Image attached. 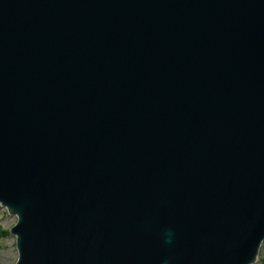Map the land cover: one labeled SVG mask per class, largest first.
I'll return each instance as SVG.
<instances>
[{
  "label": "water",
  "instance_id": "1",
  "mask_svg": "<svg viewBox=\"0 0 264 264\" xmlns=\"http://www.w3.org/2000/svg\"><path fill=\"white\" fill-rule=\"evenodd\" d=\"M0 204L15 264H253L264 0H0Z\"/></svg>",
  "mask_w": 264,
  "mask_h": 264
},
{
  "label": "rangeland",
  "instance_id": "2",
  "mask_svg": "<svg viewBox=\"0 0 264 264\" xmlns=\"http://www.w3.org/2000/svg\"><path fill=\"white\" fill-rule=\"evenodd\" d=\"M16 216L0 206V264H14L17 259L15 237L9 233L10 228L15 224ZM264 255V241L262 242L259 256Z\"/></svg>",
  "mask_w": 264,
  "mask_h": 264
},
{
  "label": "trees",
  "instance_id": "3",
  "mask_svg": "<svg viewBox=\"0 0 264 264\" xmlns=\"http://www.w3.org/2000/svg\"><path fill=\"white\" fill-rule=\"evenodd\" d=\"M259 264H264V257H260Z\"/></svg>",
  "mask_w": 264,
  "mask_h": 264
}]
</instances>
